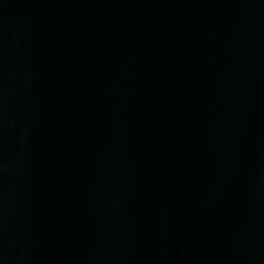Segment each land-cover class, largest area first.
Wrapping results in <instances>:
<instances>
[{
    "label": "water",
    "instance_id": "obj_1",
    "mask_svg": "<svg viewBox=\"0 0 264 264\" xmlns=\"http://www.w3.org/2000/svg\"><path fill=\"white\" fill-rule=\"evenodd\" d=\"M0 264H264V0H0Z\"/></svg>",
    "mask_w": 264,
    "mask_h": 264
}]
</instances>
